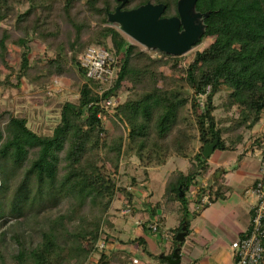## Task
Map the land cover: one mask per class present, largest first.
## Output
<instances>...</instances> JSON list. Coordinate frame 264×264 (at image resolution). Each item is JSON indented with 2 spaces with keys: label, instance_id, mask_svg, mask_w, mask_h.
Listing matches in <instances>:
<instances>
[{
  "label": "trees",
  "instance_id": "1",
  "mask_svg": "<svg viewBox=\"0 0 264 264\" xmlns=\"http://www.w3.org/2000/svg\"><path fill=\"white\" fill-rule=\"evenodd\" d=\"M177 1L126 0L122 8L162 3V16L170 17L177 15ZM118 4L120 0H0V86L20 90L26 82L42 90L67 73L60 36L63 18L71 28L73 50L105 45L110 39L119 60L111 92L129 88L113 117L102 121L94 84L86 82L72 53L71 64L82 84L77 101L62 103L51 134L37 133L24 116L0 113V224L67 202L65 211L36 230L40 241L34 247L26 246L24 233H13L17 250L9 253L3 232L0 264H82L99 239L117 192L125 197L123 206L133 211L134 193L116 183L122 162L133 157L146 173L172 156L190 160L186 171L169 174L162 201L149 209L142 223L149 233L147 222L157 217L159 208L177 216L180 223L172 230L176 248L182 243L176 235L183 224L189 229L187 192L211 169L202 155L204 145L218 137L215 150H234L264 114V0H197L196 10L209 15L195 46L206 38L211 41L189 62L181 55L145 51L127 40L107 23V12ZM36 40L53 54L31 60L29 44ZM10 47L20 50L17 67L9 63ZM5 70L9 72L3 75ZM216 95L221 97L218 104ZM218 108L224 113L217 117ZM225 171L216 168L214 183L198 186V203L204 195V206L226 197ZM130 180L134 187V178ZM129 242L147 253L144 238ZM96 264L132 263L115 249L102 252Z\"/></svg>",
  "mask_w": 264,
  "mask_h": 264
},
{
  "label": "rangeland",
  "instance_id": "2",
  "mask_svg": "<svg viewBox=\"0 0 264 264\" xmlns=\"http://www.w3.org/2000/svg\"><path fill=\"white\" fill-rule=\"evenodd\" d=\"M20 10H23V7L20 8ZM61 23V41H62V49L63 54L66 57V65H67V73H65L61 77H55L50 84H48L44 89H34L32 86H29L26 82L22 84V87L20 90H16L15 88H8V87H2L0 86V113L3 111H9L13 115L17 116H24L27 119L28 126L35 130L37 133L41 134H51L53 127L57 124L59 120V112L61 105L64 101L70 100V101H77L78 94H79V88L82 84L81 78L78 76L77 72L73 69L71 64V55L72 53H76V57L80 50H73L71 48L72 44V32L71 28L66 24L65 20L63 18H60ZM113 27L117 28L115 25H112ZM118 29V28H117ZM127 40H129L132 43L134 42L132 39H130L128 36L123 34ZM211 39L206 38L198 45L194 46L190 51L185 53L183 56L184 62H189L193 56V53L196 50H202ZM30 59L36 60L39 57L42 56H51L53 54V51L47 49L45 45L39 41L31 42L30 44ZM106 45H110L112 47V44L110 42V39H106ZM143 50L148 51L145 49V47L139 45ZM113 48V47H112ZM150 52V51H149ZM152 52V51H151ZM153 54H156L153 52ZM19 55L20 50L15 49L14 47H10L8 52V59L9 63L13 65L14 67H17L18 61H19ZM8 70H5L3 72V75L8 73ZM165 74H168L169 71L167 69L164 70ZM12 82L13 76H12ZM128 89L125 86L121 88L120 91V101L123 100L128 92ZM221 100L220 95H216L214 97V102L218 104ZM223 110L221 108H218L214 111L215 116H221L223 115ZM262 120L259 121L254 127L255 130H246L244 132L243 140L240 144H238L234 150H224V151H235L239 150L244 153L248 151H253L255 148L262 147L264 138V114L262 115ZM199 143H196L195 145V151H198ZM219 150V149H218ZM171 158V159H170ZM168 162H166L165 165L159 167V168H153L149 170V180H148V174L145 171H138L140 168L143 170V168L139 165V162L136 158H131L132 161L129 163H126L125 161L122 162L120 166L119 173L121 174L116 179V183L118 186H127L132 187L130 185L133 184V181L130 180V177L134 178V187H139L142 189V191H147L150 194L148 195L153 196V200L160 199L162 201L163 197H159L164 192V184L167 180V177L170 173L176 171V170H185L187 161L189 164L188 159H183L180 157L172 156L170 157ZM134 166V167H133ZM147 171V170H146ZM207 175V174H206ZM205 175V176H206ZM213 175H211L209 178L211 179ZM204 177V176H202ZM200 177V178H202ZM199 178V179H200ZM210 181L206 182V185H203L204 188L208 187L209 185H212ZM133 190H136L133 188ZM123 195L120 193H116L112 208L109 210L108 214L105 215L104 221L101 226L100 236L97 240L95 247L93 250L89 252L86 259L82 264H96L99 255L102 252H109V248L103 247L100 248L97 244L101 242V240L105 241V244L107 246L108 239L111 236L108 232V223L109 221H112V224H117V220L115 223V219L121 218L123 220H126V215H121L120 212L125 207L123 206V201H120V198ZM125 199V197H124ZM160 200L158 202H160ZM207 201V199H205ZM156 201H153L150 203L149 206L143 207L142 211L143 213L147 214V218H141L140 222L141 224L144 223L149 218V209H151ZM67 208V202L66 200H63L58 206L54 208H48L43 211H41L36 216L28 217L27 219H7V221L3 224H0V239L3 232H5L4 240H6L5 244V250L9 253L15 252L17 250V245L14 241L11 240V235L13 233H24L26 237V246L27 247H34L38 244L40 241V236L37 229L41 227H45L47 225L48 219L56 216L57 214L65 211ZM131 212V211H130ZM133 212V211H132ZM131 212V213H132ZM129 216V215H128ZM119 220V219H118ZM163 218L160 216L159 226L162 224ZM174 222V218L170 215L166 216L165 226L167 227L169 224H172ZM151 220L147 222L149 232L152 234H155L156 232H152L150 225ZM159 231V227H158ZM157 231V232H158ZM149 234V237L151 239H154L152 234ZM171 241V240H170ZM149 247L152 249V251L157 254V256L162 252L161 248H156L154 244L149 241ZM163 244H167L166 240L163 242ZM138 256L141 258L143 256L142 253L139 251L137 252ZM160 256V255H159Z\"/></svg>",
  "mask_w": 264,
  "mask_h": 264
},
{
  "label": "crops",
  "instance_id": "3",
  "mask_svg": "<svg viewBox=\"0 0 264 264\" xmlns=\"http://www.w3.org/2000/svg\"><path fill=\"white\" fill-rule=\"evenodd\" d=\"M254 130L255 127L252 128V131ZM253 151L242 154L243 152L239 150L227 152L216 149L208 159L211 169L206 176L199 179V184L201 186L206 185L207 181L214 183L215 177L212 176L211 179L209 177L213 175L216 168L221 167L226 170L223 177L224 185L227 186L228 191L224 199H218L206 206L204 204L208 201L205 200L207 195H204L199 203L197 202V190L200 185L191 187L187 192L189 229L186 230L187 233L181 241L182 243L176 247L181 264H234L232 243L248 230L252 207L256 202L252 189L260 171L258 158L253 154ZM130 161L133 163V160ZM187 166L188 161L185 170L181 171H186ZM150 169L153 168L146 169L148 180ZM138 171L143 170L140 168L135 172ZM129 189L134 193L133 212L128 214H121L120 212L127 218L126 220L115 219V223L116 220L118 222L112 224V227L108 229L111 236L106 247L110 250L120 249L124 251L132 264H168L165 260L161 261L163 259L160 256L172 255L175 249L172 230L179 225L180 221L174 214L165 213L159 208L157 216L163 218L159 231L155 234L145 233L140 219L147 218V214L143 213L142 209L160 199L153 200V196H148L149 192L142 191L139 187H129ZM163 193L159 197H162ZM120 201L125 202L123 196ZM167 215L172 216L174 222L166 227ZM150 233L154 239L149 237ZM137 237H142L146 241L147 253L137 242H129ZM148 240L156 248H161L160 256H157L150 249ZM165 240L167 244L164 245ZM138 251L143 254L141 258L137 254ZM134 258L138 260L137 263L132 262Z\"/></svg>",
  "mask_w": 264,
  "mask_h": 264
},
{
  "label": "water",
  "instance_id": "4",
  "mask_svg": "<svg viewBox=\"0 0 264 264\" xmlns=\"http://www.w3.org/2000/svg\"><path fill=\"white\" fill-rule=\"evenodd\" d=\"M126 0H120L114 11L107 12V23L148 51L158 50L166 54L180 56L190 51L203 36L206 24L204 19L209 12L196 10L197 0H178L177 15L162 16L165 5L147 2L138 7L123 9ZM218 143L216 137L204 145L202 155L209 159ZM186 226L176 235L182 241L186 235ZM168 264H181L178 248L172 255H161Z\"/></svg>",
  "mask_w": 264,
  "mask_h": 264
},
{
  "label": "built area",
  "instance_id": "5",
  "mask_svg": "<svg viewBox=\"0 0 264 264\" xmlns=\"http://www.w3.org/2000/svg\"><path fill=\"white\" fill-rule=\"evenodd\" d=\"M77 59L84 70L86 82L94 84L95 104L99 107L98 118L106 121L113 117V109L120 102V90L111 92L119 70L118 55L110 45L91 44L78 53ZM253 154L258 158L260 171L252 189L256 202L252 207L248 230L232 243L234 264H264V144L254 149ZM130 211L129 207H125L121 214H128ZM158 218L159 216L153 219L149 225L153 232L158 231ZM97 245L100 248L106 247L104 240ZM132 262L137 263L138 260L134 258Z\"/></svg>",
  "mask_w": 264,
  "mask_h": 264
}]
</instances>
